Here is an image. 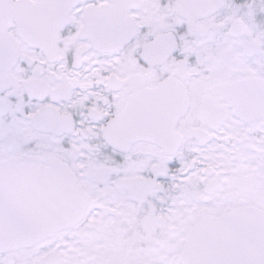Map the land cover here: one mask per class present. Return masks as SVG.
Instances as JSON below:
<instances>
[{
    "label": "snow or ice",
    "instance_id": "obj_1",
    "mask_svg": "<svg viewBox=\"0 0 264 264\" xmlns=\"http://www.w3.org/2000/svg\"><path fill=\"white\" fill-rule=\"evenodd\" d=\"M0 264H264V0H0Z\"/></svg>",
    "mask_w": 264,
    "mask_h": 264
}]
</instances>
